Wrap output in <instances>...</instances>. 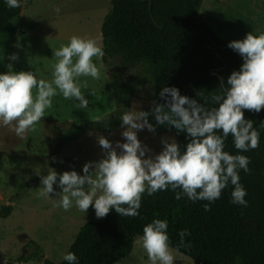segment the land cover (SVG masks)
I'll return each instance as SVG.
<instances>
[{"label": "clouds", "instance_id": "clouds-1", "mask_svg": "<svg viewBox=\"0 0 264 264\" xmlns=\"http://www.w3.org/2000/svg\"><path fill=\"white\" fill-rule=\"evenodd\" d=\"M24 0H4L10 9L20 8ZM54 12L60 13L55 7ZM227 47L242 59L239 70L232 71L226 81L221 78L219 91L209 92L203 103L180 94L175 86H162L159 98L149 111L128 109L120 117L123 143L115 145L103 136L97 143L103 151L98 161L85 163L82 174L75 170L57 173L53 168L41 176L38 196L53 202L64 211L73 207L86 215L91 206L96 218L110 211L119 216L138 217L142 197L158 191L171 190L176 200L186 197L202 205L205 212L221 198L222 191L232 187L230 203L247 207V190L240 183V172L249 173V157L243 155L259 145L260 133L254 121L244 117V110L261 112L264 108V32L246 33L243 39L230 41ZM52 55L51 79H39L33 71L0 72V127H10L21 139L45 116L53 105V97L78 102L86 109L89 100L83 89L87 81L101 78V68L93 58H102L104 50L96 38L73 35ZM8 59L16 61L13 53ZM88 95H95L90 90ZM211 104L213 106L209 107ZM151 116L155 123L149 122ZM157 126L183 133V147L174 137H162V148L154 153L138 139V132H155ZM264 127V121L259 125ZM232 137L236 154L225 151V141ZM54 185L59 191L54 189ZM55 197V198H52ZM187 229L178 232L179 243L173 248L168 235V221L153 219L145 224L134 243L143 249L150 264H175L181 247H186ZM67 264H79L75 253L62 256ZM239 257L234 264H239Z\"/></svg>", "mask_w": 264, "mask_h": 264}, {"label": "rangeland", "instance_id": "rangeland-1", "mask_svg": "<svg viewBox=\"0 0 264 264\" xmlns=\"http://www.w3.org/2000/svg\"><path fill=\"white\" fill-rule=\"evenodd\" d=\"M59 7L56 14L54 8ZM110 10L109 0H25L18 17L0 29V72L33 71L39 79H51L55 58L52 53L67 44L73 35L96 38L102 44L101 25ZM198 19L226 42L243 39L246 33L264 32V0H202ZM15 53L16 61L8 57ZM99 66L102 58H93ZM118 59L101 68V78L87 81L83 89L89 105L80 109L78 102L53 97V105L23 139L10 127H0V264H42L39 257L60 263L73 244L79 230L87 223L99 222L91 206L86 215L73 207L64 211L53 202L38 196L41 176L49 168L57 173L75 170L82 174L85 163L98 161L103 151L97 137L103 136L115 145L123 143L119 125L113 132L86 131L75 141L63 143L62 134L74 128L104 120L128 109L149 111L155 100L150 78L143 68L120 71ZM95 90V95H88ZM127 104V107H125ZM149 122L155 123L149 116ZM138 139L154 153L162 148V137H174L164 126L155 132H138ZM54 189L59 191L54 185ZM55 198V197H52ZM5 208H10L6 214ZM136 239V238H135ZM134 239V241H135ZM176 255L175 264H194ZM116 264H150L143 249L133 243L130 255Z\"/></svg>", "mask_w": 264, "mask_h": 264}, {"label": "trees", "instance_id": "trees-1", "mask_svg": "<svg viewBox=\"0 0 264 264\" xmlns=\"http://www.w3.org/2000/svg\"><path fill=\"white\" fill-rule=\"evenodd\" d=\"M202 0H109L110 10L101 25L104 66L118 59L124 72L143 68L150 78L156 103H162V86H175L180 94L203 103L209 92L219 91L221 78L226 81L232 71L239 70L242 59L227 47L229 42L218 36L197 17ZM10 9L0 0V29L19 16L24 9ZM209 107L213 106L211 104ZM127 107V104L126 106ZM121 112L104 120L74 128L61 135L63 143L75 141L86 131L113 132L120 125ZM244 117L254 121L260 133L259 145L243 155L249 157L250 172H240V183L247 190V207L230 203L232 187L224 189L221 198L213 202L210 211L186 197L174 198L171 190L144 195L138 217L119 216L110 211L101 221L85 224L68 251L75 253L79 264H116L128 257L134 239L143 226L153 219L168 221L171 246L179 243L178 232L190 231L181 256L194 264H264V108L261 112L244 110ZM170 131L183 147V133ZM225 151L236 154L231 135L225 141ZM6 214L10 208H5ZM42 264H54L39 257ZM25 256L14 264L26 262ZM58 264H67L61 261Z\"/></svg>", "mask_w": 264, "mask_h": 264}]
</instances>
